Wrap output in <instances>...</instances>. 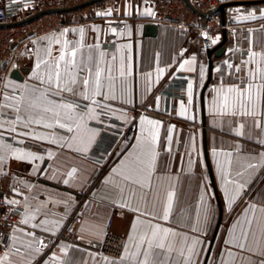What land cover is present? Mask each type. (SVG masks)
<instances>
[{
    "label": "crops",
    "instance_id": "0c3cea01",
    "mask_svg": "<svg viewBox=\"0 0 264 264\" xmlns=\"http://www.w3.org/2000/svg\"><path fill=\"white\" fill-rule=\"evenodd\" d=\"M245 7H251V10L253 7L257 18L255 20L241 21L235 18L233 31L235 38L241 40L245 53L241 50L234 52L233 67L223 75H218L219 72L216 71L217 68L215 67L212 82L205 94L204 112L206 126L203 125L201 95L209 75L207 51L201 47L195 29L181 26L172 21L159 22L155 19V16L145 14V8H151L155 12V4L153 2H149V0H113L111 8L113 11L110 16H97L91 9H84L78 19L76 15H73L58 32H51V34H58L65 28L72 29L82 26L86 29L85 43L94 44L97 42L96 38L99 37V42L103 47L110 27H116V23L120 24L116 28L125 34L117 36L112 33L115 40V48L106 50L103 47V49L112 53L117 51L118 44L132 45L130 52L125 49V55L132 58L133 76L130 78V87L134 105L116 103L114 106L127 108L129 115L136 116L137 119L130 120L127 124L115 117L111 120H106L103 125L92 122L93 127L100 128V134L87 153L78 152L75 147L71 149L67 146L59 147L49 139L36 140L31 137L20 136L18 141L22 140L24 142L19 143L18 141H13L12 134L0 128V132L5 133L4 138L10 143H14L16 147H23L28 151L44 156L43 160L21 161L15 157H9L6 161L0 162V198H15L23 201V196L12 191L13 188H16L29 198L33 207L40 206L41 202H43L41 213L34 223L45 219L46 217L43 213L47 212L49 214L47 219L61 221V226L56 230V234L60 233L75 216L80 217V222L75 229L76 240L74 242L62 241L49 251H41L36 254L33 264H45V262L53 264V252L58 256L64 255L60 250L61 243L74 246L65 256L68 264H105L104 258L108 256L99 255L98 246L103 239L107 223L110 220L113 222L112 230L114 234L122 239L123 245L131 243L128 238L132 224L136 222L137 214L128 208L120 207L114 184L106 183V180L112 176V169L117 167L120 160L123 159L125 145H128L129 150L132 145H135L136 136L138 135L139 115H147L151 119L162 122L158 141V172L165 177L171 178L176 192L171 219L169 222L162 221V223L165 226L187 232L190 236L200 235L199 233L191 232V226L194 224L197 212L201 208V192L206 188L207 192L211 194L212 213L206 234L200 236L203 242L200 264H205L219 217L217 193L223 208V223L220 226L207 264H221V255L224 256L225 262L228 261L224 242L228 239L229 230L232 229L233 224L237 220L243 223V214L249 203L264 206V167L249 170L244 177L247 180L246 189L242 196L238 197L230 206L227 197L224 195V187L217 172V160H223L224 157L223 155L214 156L212 153L213 148L232 151L233 159L235 160L238 146L241 153L245 156H256L259 158V154L264 152V146L258 143V138L264 136V132L255 127L251 118H245V136L241 137L234 131L240 123L239 117L213 116L209 113L208 108L211 96L210 89L213 85L218 84L221 79L225 85H229L237 84L246 78L249 66L244 61L248 56L249 48L252 47L258 53L264 51V26L262 25V23L264 24V17L261 16V13L264 12V5ZM109 21H111V24H109ZM147 24H153L158 27L155 36L149 35L145 30ZM93 25L99 26L101 31L95 32ZM245 28H247V31L244 35L243 30ZM249 29H254L255 31L249 32ZM129 31L131 35L128 34ZM44 36L46 35L35 36L31 42L25 41L20 45L18 58L5 66V79H9L16 84L25 82L29 84L37 83V81L30 79V74L35 66L37 45L40 46L41 55H43V49L48 43L46 40L40 39ZM67 38L75 41L79 39V34L69 32ZM222 39L223 32L221 31V41ZM30 43H33L36 47V50L31 55L28 53ZM228 44L230 43L228 42ZM52 47L53 56L58 55L60 45L53 44ZM185 49L186 51L181 55L182 50ZM157 53H159L160 66L166 68L165 73L159 80H157L154 72ZM229 54L230 51L227 49L223 58H226ZM117 55L119 54L117 53ZM193 55L197 57V69H199L200 65H203L206 69L203 81L199 79L198 72L191 73L179 68V63H182L185 59H191ZM236 66H239V71L236 70ZM252 66L254 67V65ZM14 70L22 71L24 78L22 81L12 77L11 74ZM150 72L152 75L146 77L145 74ZM81 75H84V73H81ZM178 75H189L190 79L194 81L193 105H188L187 96L183 100L188 108V114H194L195 120L179 115V101L181 98H174L168 101L163 93L166 84ZM240 86L243 87L244 85L241 84ZM5 91L12 94L13 89H5L2 86L0 104L3 103ZM156 97H160L158 106ZM139 107L146 108V111H138L137 108ZM4 111L8 119L14 118L10 110ZM108 124H113L115 127H109ZM172 125L175 126L174 129H171ZM33 128L38 133L45 135L53 131L61 135H69L66 130H61L58 127L56 129H47L42 125H33L27 131H32ZM17 130L25 131L20 126H18ZM124 134H127L126 139ZM169 135L172 137L170 144L167 139ZM192 137H195L198 151L190 147V138ZM49 151L53 153L51 157L48 156ZM249 162L255 164L257 160H250ZM73 167L78 171L73 177H68L67 173ZM234 177L235 173L233 172ZM65 179H68L69 183L65 184L63 182ZM119 179L116 176L114 183L119 182ZM22 188L28 191L25 192ZM34 197L35 199H33ZM65 200L69 202L67 209L63 203H57ZM13 206L19 208L17 213L19 223L16 227H23L26 232L34 231L36 235L42 233L53 235L50 232H43L40 228L33 229L31 224H21L22 216L20 213L23 211L22 204ZM49 226L51 227V225ZM81 236L84 238L80 239ZM227 247L234 252L239 251L232 245ZM4 250L0 248V254ZM244 255L247 256L249 254L244 253ZM175 257L176 253H173V259ZM255 258L259 259V257ZM14 259H18V257H14ZM235 264H241L239 257H237Z\"/></svg>",
    "mask_w": 264,
    "mask_h": 264
},
{
    "label": "snow or ice",
    "instance_id": "6c2138e0",
    "mask_svg": "<svg viewBox=\"0 0 264 264\" xmlns=\"http://www.w3.org/2000/svg\"><path fill=\"white\" fill-rule=\"evenodd\" d=\"M112 11L113 9H108L97 12L96 15L107 17L112 14ZM234 11L237 13L235 18L238 21L257 18L254 9L247 13L242 12L241 8H236ZM144 13L150 16L156 15L151 8H145ZM261 16L264 17V12ZM92 27L95 32L101 31L99 26L93 25ZM109 31L117 36L125 34L123 31H118L116 27H110ZM254 31V29H249V32ZM69 32L78 33L79 39L69 40L67 38ZM85 32L86 29L82 26L72 29L65 28L58 34L40 38L48 43L43 49V55H41L40 46L37 45L35 66L30 74V79L37 81L36 84L27 82L16 84L9 79L3 81L4 88L13 89V92L12 94L8 91L4 92L3 103L0 104V128L12 134L13 141H18L20 136L36 140L49 139L59 147L67 146L70 149L75 147L76 151L87 153L100 134V128L93 127L92 122L103 125L106 120L115 117L127 124L130 120L137 119L136 116L129 115L127 108L114 106L116 103L134 105L130 87V78L133 76L132 58L125 55V49L130 52L132 45L118 44L117 51L109 53L103 49L99 37L96 38V43L86 44ZM128 34L131 35V32L129 31ZM202 35L211 39L213 44L219 40V36L213 39L207 31ZM53 44L60 45L59 54L56 56H53ZM184 51L186 49L182 50L181 55ZM244 63L249 66L246 78L237 84L229 85H225L221 79L218 84L211 87L208 102L211 115L240 118V123L234 131L241 137L245 136V118H251L255 127L264 132V51L258 53L250 47ZM196 64L197 57L193 55L191 59H185L179 63V68L191 73L198 72L199 79L203 81L206 69L203 65L197 69ZM228 67L231 69L233 65L229 64ZM236 70L239 71V66H236ZM165 71L166 68L160 66L159 53H157L154 68L157 80ZM216 71L219 72L220 69L217 68ZM145 75L150 77L152 73ZM241 84L244 86L241 87ZM186 96L188 105H193L194 81L190 78L187 83ZM156 100L158 106L160 97H156ZM179 107L180 116L191 120L196 119L194 114H188V108L183 99L179 101ZM4 110H10L14 118L8 119ZM138 120L135 145H132L130 150L128 145H125L123 159L117 167L112 169V176L106 180V183L114 184L120 207L128 208L137 214L136 222L132 224L128 238L131 243L125 244L119 258L105 257V264H200L203 251L200 236L206 234L209 225L212 213L211 194L206 188L202 190L201 208L191 226V232L200 235L190 236L187 232L165 226L162 223V221H170L176 197L171 178L158 172V141L162 122L151 119L147 115H139ZM33 125H42L47 129L58 127L66 130L69 135H61L55 131L45 135L38 133L34 128L32 131H27ZM18 126L25 131H18ZM108 126L115 127L113 124H108ZM174 128L175 126L172 125L171 129ZM4 136L5 133L0 132V162L6 161L9 157H15L21 161L44 159V156L36 152L16 147ZM167 139L170 144L171 135ZM18 142L23 143L24 141L19 140ZM258 143L264 146V136L258 138ZM190 147L197 150L195 137L190 138ZM236 152L237 156L234 160L232 151L212 149L214 156L223 155L224 157L223 160H217V172L230 206L242 196L246 189L247 180L244 177L249 170L264 167V152L259 154V158L243 155L239 146ZM52 155L53 153L49 151L48 156ZM250 160H257V163H251ZM77 171L73 167L67 176L73 177ZM233 172L235 173L234 178ZM116 176L120 179L119 182L114 183ZM63 182L69 183L68 179ZM12 191L23 196V201L5 198L9 205L20 206L22 204L21 224H31L33 229L40 228L43 232L55 235L56 230L61 226V221L47 219L49 215L47 212L43 213L45 219L34 223L41 213L43 202L40 206L33 207L32 202L22 192L16 188ZM57 203H63L66 209L69 205L67 200ZM243 216V223L237 220L229 230L228 239L224 242L228 261L225 262L224 256L221 255V264H235L237 257L241 264H264V206L249 203ZM83 238V236L80 237V239ZM0 243L5 245V250L0 254V264H33L36 254L47 246L34 231L26 232L23 227H14L10 240L0 241ZM228 245L234 246L239 251L234 252L227 247ZM72 247L74 246L61 243L60 250L64 255L58 256L53 252V264H68L65 256ZM173 253H176L175 259H173ZM244 253L249 255L245 256Z\"/></svg>",
    "mask_w": 264,
    "mask_h": 264
},
{
    "label": "built area",
    "instance_id": "2783aa9c",
    "mask_svg": "<svg viewBox=\"0 0 264 264\" xmlns=\"http://www.w3.org/2000/svg\"><path fill=\"white\" fill-rule=\"evenodd\" d=\"M90 0H0V24H13L20 22L26 18L36 15L42 11L56 9V8H71L79 4L88 2ZM197 10L201 12L212 13L217 7L232 2L234 0H189ZM113 0H109L100 4H94L84 9H91L93 12L106 11L112 8ZM155 4V19L159 22H175L181 26L192 28L197 31L198 39L200 40L201 47L207 51L216 47L221 42V31L227 32V49L230 54L226 58H221L215 61V67L219 68V74L223 75L229 72L228 65L233 64V53L239 50L245 53L242 47L241 40L235 38L233 31L235 24V17L237 13L234 11L236 8H241V11L247 13L251 7L237 6L228 7L226 9V25L223 26L220 15H213L208 19H204L200 15L193 12L182 0H149ZM78 10L67 14H50L41 17L40 19L15 28H7L0 30V95L2 91L3 81L6 76V64L16 60L19 55V47L25 41L31 42L35 36H41L45 33L58 32L65 22L73 15L80 17L81 12ZM253 9V7H252ZM172 18L173 20L169 19ZM260 25V23H258ZM264 26V24L262 23ZM115 26L119 27L120 24L116 23ZM207 31L209 36L213 39L219 36L217 43L213 44L211 39L205 38L202 33ZM247 28L243 30L245 35ZM103 47L106 50H113L115 48V40L113 34L109 31L105 39ZM29 54H33L36 47L33 43L29 44ZM189 75H178L169 81L163 93L166 95L168 101L174 98L185 99L186 88L189 80ZM138 111L145 112L146 108L139 107ZM127 134H124L126 137ZM27 192V189L22 188ZM19 208L6 203L5 198H0V241L8 242L10 240L13 228L19 223L18 216ZM80 222V217L75 216L70 223L58 234H38L45 244L47 245L42 251H48L56 246L57 243L74 242L76 240L75 229ZM113 222L110 220L107 223L103 240L98 246L99 255L108 256L110 258H119L123 253V241L114 234ZM0 248L5 249L4 243H0Z\"/></svg>",
    "mask_w": 264,
    "mask_h": 264
},
{
    "label": "water",
    "instance_id": "95a60500",
    "mask_svg": "<svg viewBox=\"0 0 264 264\" xmlns=\"http://www.w3.org/2000/svg\"><path fill=\"white\" fill-rule=\"evenodd\" d=\"M109 0H90L88 2L79 4L77 6L71 7V8H56V9H51V10H46V11H42L36 15H33L29 18H26L20 22H15L13 24H0V30L2 29H7V28H15V27H20L23 25H27L31 22H34L38 19H40L41 17L45 16V15H50V14H67V13H71V12H75L84 8H87L89 6H92L94 4H100L103 2H106ZM193 12H195L196 14L200 15L201 17H203L204 19L208 20L212 14L213 15H220L221 17V22L222 25L225 26L226 25V9L228 7H237V6H255V5H264V0H234L232 2L223 4L219 7H217L215 10H213L212 13L209 12H201L199 10H197L195 8V6L189 1V0H182ZM170 20H173L172 18L169 17ZM145 30L148 32L149 35L151 36H155L157 31H158V27L156 25L153 24H147L145 26ZM226 44H227V32L226 30L223 31V39L222 41L214 48L212 49H208L207 50V55L209 58V75H208V80L204 86V89L202 91V95H201V102H202V108H203V125L206 126V121H205V112H204V105H205V94L206 91L208 89V87L210 86L212 79H213V72L215 69V61L221 59L226 52ZM23 71H25V69H23ZM12 77L22 81L23 75H22V71L21 70H14L12 72ZM206 157H207V148H206ZM211 173V170H210ZM216 197H217V202H218V206H219V217H218V221H217V226L214 232V235L212 237L211 240V244L208 250V254L206 257V261L205 264H207L213 245L216 241V238L218 236V232L220 229V226L223 223V208L219 199L218 194L216 193Z\"/></svg>",
    "mask_w": 264,
    "mask_h": 264
},
{
    "label": "rangeland",
    "instance_id": "374dc122",
    "mask_svg": "<svg viewBox=\"0 0 264 264\" xmlns=\"http://www.w3.org/2000/svg\"><path fill=\"white\" fill-rule=\"evenodd\" d=\"M48 34H51V33H45L44 35H48ZM104 237V236H103ZM103 240V239H102ZM51 250V249H50ZM49 251V250H48ZM43 252H46V251H43Z\"/></svg>",
    "mask_w": 264,
    "mask_h": 264
}]
</instances>
